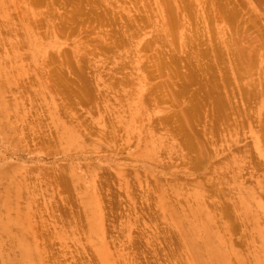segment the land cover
I'll use <instances>...</instances> for the list:
<instances>
[{
	"label": "rangeland",
	"instance_id": "1",
	"mask_svg": "<svg viewBox=\"0 0 264 264\" xmlns=\"http://www.w3.org/2000/svg\"><path fill=\"white\" fill-rule=\"evenodd\" d=\"M70 1L0 0V224L9 225L0 228V264H16L21 243L31 249L29 264H198L189 239L196 246L208 239L230 264H264V0H183L186 18L175 16L177 27L165 37L169 47L153 41L152 50L140 46L157 27L145 22L156 13V0ZM219 1L230 9L223 18L213 17ZM35 12L38 28L30 20ZM115 12L129 13L145 30L135 35L129 28L134 21L125 17L133 25L126 28L121 14L125 21L108 19L111 24L107 17ZM59 26L63 33L55 31ZM35 38L46 51L34 49ZM170 47L181 64L187 60L183 66H170ZM48 52L62 67L50 62ZM161 54L169 66L161 77H148V68L159 72ZM185 56L194 59L193 67ZM219 101L224 108L217 111ZM184 114L191 116L179 120ZM156 116H171V131L187 119L217 135L209 146L220 152L218 171L208 183L182 159L180 141L166 137L172 132L164 133ZM217 176L221 180L212 182L220 191L208 197L203 185L208 189ZM222 204L226 215L218 209Z\"/></svg>",
	"mask_w": 264,
	"mask_h": 264
},
{
	"label": "bare ground",
	"instance_id": "2",
	"mask_svg": "<svg viewBox=\"0 0 264 264\" xmlns=\"http://www.w3.org/2000/svg\"><path fill=\"white\" fill-rule=\"evenodd\" d=\"M33 1V3L34 2H36V1H38V3H41V2H43L44 0H42L41 2H39V0H31V2ZM54 1H56L57 2V0H54ZM59 1V0H58ZM65 1H67L66 3H68V0H63V2L60 0V2H59V4L62 2V4L65 2ZM70 1V0H69ZM173 1V0H172ZM221 1V0H220ZM220 1H219V3H220ZM223 1H225V0H223ZM232 1V0H231ZM241 1V0H240ZM258 1H260L261 2V0H258ZM71 2V1H70ZM86 2H88V0H86ZM92 2V1H91ZM90 2V3H91ZM94 2V1H93ZM117 2V1H116ZM137 2V1H136ZM183 2V0H178V4H176L175 2L173 3V2H171V0H156V3H155V7H153V10L156 12V13H153V12H151L150 14H152V16L153 17H151L150 19H149V14H148V18L147 19H149V20H145V22L147 21H154V24L157 26V27H155L154 26V24L152 25V26H154L155 27V30H153L154 31V34L152 35V39L150 38V39H145V41H143V43L141 44V46H140V48L141 49H146V48H148V49H146V50H149L150 48H151V50H152V45H153V41H155V42H162V43H164V45L166 46V36H169L170 35V32H172L173 30H174V28L175 27H177V24L175 23V19H176V15H178L179 16V14H183L182 16L180 15L179 17H183L184 15L186 16V12H187V7H185V6H187L186 4L185 5H181V3ZM228 2V1H227ZM260 2H258L259 4H260ZM126 3V2H125ZM204 3H205V1L202 3V5H204ZM223 3V2H222ZM262 3V2H261ZM54 4V2L52 3V5ZM88 4V3H87ZM92 4V3H91ZM91 4H90V6H91ZM221 4V3H220ZM219 4V5H220ZM235 4V3H234ZM243 4H245V3H243ZM138 5V4H137ZM180 5V6H179ZM206 5H207V3H206ZM240 5V4H239ZM246 5V4H245ZM262 5V4H261ZM179 6V7H178ZM235 6V5H234ZM145 7H149V6H145L144 5V7H143V5H142V7L141 8H143V10H145L144 8ZM202 7H204V6H202ZM209 7V6H208ZM126 8V7H125ZM124 8V9H125ZM227 8V9H226ZM235 8V7H234ZM234 8H232V9H234ZM237 8V7H236ZM76 9H77V11H76ZM76 9L74 10V11H76V13H79L80 11H81V8L79 7V6H77L76 7ZM149 9V8H148ZM204 9V8H203ZM231 9V10H232ZM142 10V9H141ZM227 10L229 11L230 9H228V7H224V6H222V4L219 6V11H218V13L215 15V16H213V17H220V18H223V17H225V13H227ZM236 10H238V9H236ZM111 11H113L112 10V8H111ZM128 11V10H127ZM149 11V10H148ZM211 11V10H210ZM146 12V11H145ZM231 13L233 12V10L232 11H230ZM229 12V13H230ZM239 12H241V11H239ZM106 13V12H105ZM117 13V14H116ZM123 13V12H122ZM147 13H149V12H147ZM211 13V12H210ZM223 13H224V16H223ZM34 14V13H33ZM110 14H111V18H110ZM115 14H116V16H115ZM119 14H121V13H119ZM118 14V12H115V13H109V15L108 14H106V15H104L103 14V16H102V18H103V20L107 17V15H108V17H107V21H109L108 19H113V18H115V19H117V20H115V21H119V19L120 18H122V19H120V20H123V17H124V15H122L123 17H121V15H119ZM129 14V13H128ZM126 15L125 17H130L129 15ZM143 14V13H142ZM145 14V13H144ZM212 14V13H211ZM36 15V16H35ZM35 17L36 18H34V19H31L32 17H34L33 15H31L30 17L28 16V19L30 18V20L31 21H33V22H35L36 21V23L37 24H35V26L38 28V23L39 22H37V20L40 18V17H38L37 18V15H38V13H36L35 12ZM56 15V14H55ZM54 15V16H55ZM119 16V18H118V16ZM227 15V14H226ZM234 15V13L231 15V16H233ZM60 16V15H59ZM70 15H67V17H65L66 19H67V21L69 20V19H71L70 17H69ZM133 16V15H132ZM244 16V15H243ZM57 17V16H56ZM56 17H54V18H56ZM69 17V18H68ZM117 17V18H116ZM124 17V18H125ZM127 17V18H128ZM141 18L143 17V15H141L140 16ZM230 17V16H229ZM252 17V16H251ZM65 18H63V19H65ZM133 18L134 17H130V19L131 20H133ZM154 18V19H153ZM184 18H186V17H183L182 18V21H183V19ZM247 18V17H246ZM35 19H37V20H35ZM62 19V22H63V26H64V24L66 23L65 22V20H63ZM126 19V18H125ZM125 19L123 20V22L125 21ZM129 19V20H130ZM152 19V20H151ZM214 19V18H213ZM228 19H230V18H228ZM45 20V19H44ZM48 20H49V18H48ZM47 19H46V21H48ZM102 20V19H101ZM106 20V19H105ZM136 18L133 20L134 22H133V25H132V23L130 24L129 22H132V21H128V19H126V21H125V23H123V24H125L124 26L126 27V28H128L130 25H132L133 27H135L136 26V28H133V27H129L130 29H131V31L133 30V31H135V35L137 34L136 33V31L137 32H139V31H143V30H145V29H143V28H145V26L143 27V25H145L144 23H143V25L141 26L140 24H139V22H137V21H139L138 19L136 20ZM185 20V19H184ZM227 20V19H226ZM30 21V22H31ZM40 21L42 22V20L40 19ZM52 21V20H51ZM70 21V20H69ZM74 21V20H73ZM106 21V22H107ZM113 22H114V20H112ZM176 21H178L177 23H179V20H176ZM181 21V22H182ZM232 21V20H231ZM236 21V20H235ZM45 22V21H44ZM49 22V21H48ZM72 22V21H71ZM89 22H91L92 23V20L91 21H89ZM110 23H111V21H109ZM122 22V21H121ZM138 23V24H135V23ZM146 22V24L147 25H149V24H151L152 22H149V24ZM32 23V22H31ZM81 22H76V24L77 25H79ZM84 22L82 21V24H83ZM116 23V22H115ZM118 23V22H117ZM128 23V24H127ZM186 22H184V23H182V24H185ZM32 24H34V23H32ZM70 24V23H69ZM103 24V22L102 23H100V24H98L99 26L100 25H102ZM108 24V23H107ZM112 24V23H111ZM29 25H30V23H29ZM41 25H42V23H41ZM81 25V24H80ZM79 25V26H80ZM89 25V24H88ZM91 25V24H90ZM127 25H129V26H127ZM63 26H59L58 28H56V30L55 31H57V32H60V33H63ZM65 26H66V24H65ZM87 26V25H86ZM85 26V27H86ZM118 26V25H117ZM149 26H151V25H149ZM175 26V27H174ZM236 26V25H235ZM240 26V25H239ZM256 26V25H255ZM31 27H34V25H32ZM31 27H29L30 29H31ZM39 27H40V23H39ZM89 27H93L94 28V26H89ZM98 27V26H97ZM119 27H121V26H119ZM147 27V26H146ZM253 27V26H252ZM92 28V29H93ZM133 28V29H132ZM251 28V27H250ZM75 29H76V26H75ZM95 29V28H94ZM94 29H93V31H94ZM130 29H127V30H130ZM135 29V30H134ZM88 30V28L86 29V31H85V29H84V31L85 32H88L87 31ZM125 30V35H124V33L122 34V35H124V36H126V34H127V32L128 31H126V29H124ZM235 30V29H234ZM66 31V30H65ZM89 31H92L91 30V28H90V30ZM92 31V32H93ZM121 31H123V30H121ZM121 31L119 30V32L121 33ZM131 31H129V32H131ZM141 31V32H142ZM116 32H118V31H116ZM232 32V31H231ZM239 32V31H238ZM241 32H242V30H241ZM107 33V32H106ZM109 33V32H108ZM133 33V32H132ZM140 33V32H139ZM228 33V32H227ZM243 33V32H242ZM133 34V35H134ZM232 34V33H231ZM234 34V33H233ZM241 34V33H240ZM113 35V34H112ZM121 35V34H120ZM127 35H130V37H131V34H127ZM134 35V36H135ZM107 35H105V36H103V37H106ZM108 36H111V34L110 35H108ZM134 36H132V37H134ZM137 36H140V34L139 35H137ZM137 36H135V37H137ZM228 36V35H227ZM69 37H70V35H69ZM102 37V38H103ZM113 37V36H112ZM244 37H245V35H244ZM107 38V37H106ZM122 38H123V36H122ZM125 38V37H124ZM236 38V37H235ZM239 38H240V36H239ZM246 38V37H245ZM36 39V41L35 40H32L34 43H36L35 44V47H34V49L36 50V49H39V51L40 52H44V51H46L45 50V47L43 46H41V44L39 45V43H37V38H35ZM105 39V38H104ZM126 39V38H125ZM128 39V38H127ZM131 39H133V38H131ZM232 39V38H231ZM103 40V39H102ZM102 40H100L101 41V43H102ZM117 40V42H118V38L116 39ZM168 40V39H167ZM234 40V39H233ZM121 41V40H120ZM119 41V42H120ZM130 41V40H129ZM230 41V40H229ZM228 41V42H229ZM236 41V40H235ZM234 41V42H235ZM90 42V41H89ZM104 42V41H103ZM106 42H107V40H106ZM116 42V43H117ZM232 42V41H231ZM231 42H230V44H231ZM233 42V43H234ZM238 42V41H237ZM108 43V42H107ZM192 43V42H191ZM222 43V42H221ZM82 44V43H81ZM104 44H105V42H104ZM120 44V43H119ZM127 44H128V42H127ZM229 44V45H230ZM235 44V43H234ZM197 45V44H196ZM239 45V44H238ZM53 46H55V44H49V47H53ZM93 46V45H92ZM103 46V45H102ZM190 45H188V47H189ZM240 46V45H239ZM106 47H107V45H106ZM110 47V46H109ZM108 47V48H109ZM114 47V46H113ZM121 47V46H120ZM166 47H169V46H166ZM191 47V46H190ZM211 47V46H210ZM236 47V46H235ZM103 48H105V46H103ZM107 48V49H108ZM140 48H139V50H140ZM170 48H172V47H170ZM208 48V47H207ZM63 49V48H62ZM61 49V50H62ZM110 49V48H109ZM175 49V48H174ZM189 49V48H188ZM194 49V48H193ZM193 49H191V50H193ZM229 49V48H228ZM235 49V48H234ZM241 49V48H240ZM243 49V48H242ZM57 50V49H56ZM55 50V51H56ZM64 50H67V48H64ZM112 50L113 49H111V51L110 52H112ZM170 51L169 52H171L172 54L173 53H175V50H173V48L172 49H169ZM172 50V51H171ZM214 50V49H213ZM233 50V49H232ZM231 50V51H232ZM238 50H239V48H238ZM238 50H234V51H238ZM57 51H59V50H57ZM57 51H56V54H57ZM115 51H117V48H116V50ZM143 51V50H142ZM141 51V52H142ZM178 51V50H177ZM180 51V50H179ZM188 51H190V50H188ZM187 51V52H188ZM215 51V50H214ZM229 51V50H228ZM230 51V52H231ZM239 51H241V50H239ZM69 51H66L63 55V57L65 58L64 60H63V63H64V61H65V63L63 64V65H65L66 66V64H68L69 63V65H70V61L68 62V60H69V53H68ZM139 52L140 51H138V54H139ZM203 52H205V51H203ZM137 53V51L135 52V54ZM178 52H176V54H177ZM179 53H181V51L179 52ZM194 53H195V51H194ZM193 53V54H194ZM196 53H198L197 51H196ZM201 53V52H200ZM207 53H210V52H207ZM219 53V52H218ZM221 53H222V51H221ZM231 53H234V52H231ZM239 53V52H238ZM135 54H133V55H135ZM138 54H136V56L137 57H139V58H141L142 56H143V53H140V55L138 56ZM176 54H173V55H171V60H170V66L171 65H174V66H177L178 65V67H179V65H180V67H181V65L183 66V64H185L186 63V58L188 59V56H185L184 58V61H185V63H183L182 62V64L179 62L180 61V57H178ZM203 54H205V53H203ZM234 54H236V52L234 53ZM241 54H242V52H241ZM240 54V55H241ZM58 55V56H57ZM57 55H55L53 52H48V59L50 60V62H60V63H58V64H61V62H62V60H59L57 57H59V53L57 54ZM142 55V56H141ZM161 55H164V58H161L160 60H161V64L160 63H156L157 61V59L154 61L155 63H156V65L158 64V65H160L159 67L160 68H157V69H159L158 71L159 72H151L152 70H153V68H152V70L151 69H149L148 67H147V64L146 63H144V66L143 67H141V65H140V68H142V69H147V72H146V70H145V73L147 74V76L148 75H150V76H148V77H151V75H152V77L153 78H156L157 79V77H159L160 76V74L163 72L162 71V69L163 68H166L167 66H169V59H167V60H163V59H165V54H161ZM176 55V56H175ZM182 55V54H181ZM201 56H203L202 54H200ZM200 55H199V57H200ZM220 55V54H219ZM222 55V54H221ZM237 55V54H236ZM57 56V57H56ZM71 56V55H70ZM135 56V57H136ZM141 56V57H140ZM144 56H145V53H144ZM196 56V55H195ZM194 56V57H195ZM205 56V55H204ZM213 56V55H212ZM218 56V55H217ZM238 56V55H237ZM63 57H60L61 59L63 58ZM124 57V56H123ZM161 57V56H160ZM159 57V58H160ZM215 57V56H214ZM239 57V56H238ZM242 57V56H241ZM240 57V58H241ZM72 58V57H71ZM76 58V57H75ZM75 58H73V60L75 61V63L78 61L79 63H80V61L77 59V61L75 60ZM122 58V57H121ZM131 58H132V56H131ZM167 58H169L168 57V55H167ZM211 58V57H210ZM213 58V57H212ZM220 58V57H219ZM234 58V57H233ZM80 59V58H79ZM133 59V58H132ZM189 59H191V58H189ZM188 59V60H189ZM216 59L217 60H219L218 59V57H216ZM238 59V58H237ZM242 59V58H241ZM138 60V63H139V59L137 58L136 59V61ZM163 60V61H162ZM202 60V59H201ZM239 60V59H238ZM132 61V60H131ZM133 61H135L134 59H133ZM133 61L131 62V63H133ZM192 61H194V59L192 60ZM192 61H190L189 60V62H192ZM197 62V65H198V59L196 60ZM200 61V60H199ZM68 62V63H67ZM141 62V61H140ZM158 62H159V60H158ZM188 62V63H189ZM208 62V61H207ZM219 62V61H218ZM72 63V62H71ZM155 63L153 64V66L152 67H154L155 66ZM179 63V64H178ZM195 63V61L194 62H192L191 63V66L193 65ZM201 61L199 62V66L201 65ZM77 64V63H76ZM203 64H205V62H203ZM207 64V63H206ZM212 64V63H211ZM51 65V64H50ZM80 66H82V63L81 64H79ZM78 64L76 65V66H78V67H80ZM85 65V64H84ZM87 65H89V63L87 64ZM86 65V66H87ZM158 65L156 66V67H158ZM188 65V64H187ZM208 65H210L209 63H208ZM89 66H91V65H89ZM151 66V65H150ZM149 66V67H150ZM189 66H190V63H189ZM211 66V65H210ZM61 67H62V64H61ZM145 67V68H144ZM162 67V68H161ZM193 67V66H192ZM219 67V66H218ZM59 68V67H58ZM82 68V67H81ZM80 68V69H81ZM151 68V67H150ZM215 68H216V66H215ZM64 69V68H63ZM76 69V68H75ZM156 68H154V71H156L155 70ZM161 69V70H160ZM196 69H198L197 67H196ZM79 70V69H78ZM150 70V71H149ZM200 70V69H199ZM199 70H197V71H199ZM210 70H211V68H210ZM222 70V69H221ZM61 71V70H60ZM162 71V72H161ZM193 71H195V70H193ZM192 71V72H193ZM197 71H195V72H197ZM67 72V71H66ZM74 72V71H73ZM159 73L158 75L156 74V75H154V74H151V73ZM161 72V73H160ZM209 72H212L213 73V70L212 71H209ZM214 72H216V71H214ZM63 73V72H62ZM80 73V72H79ZM82 73V72H81ZM86 73V72H85ZM144 73V72H143ZM150 73V74H149ZM188 73V72H187ZM191 73V72H190ZM83 74V73H82ZM165 74V73H164ZM199 74H201V73H199ZM203 74V73H202ZM154 75V76H153ZM194 75V74H193ZM196 75V74H195ZM208 75H210L211 76V74L209 73ZM215 75V74H214ZM217 75V74H216ZM67 76V75H66ZM157 76V77H156ZM206 76V75H205ZM161 77V76H160ZM195 77V76H194ZM200 77V76H199ZM207 77V76H206ZM205 77V78H206ZM213 77V76H212ZM219 77V76H218ZM70 78V77H69ZM72 78V77H71ZM143 78H145L144 76H143ZM182 78V77H181ZM80 79H81V76H80ZM84 79V78H83ZM87 79V78H86ZM128 79V78H127ZM137 79H139V78H137ZM142 79V78H141ZM180 79V78H179ZM184 79L185 78H182V79H180L181 80V82L180 83H182L183 81H184ZM201 79V78H200ZM217 79H219V78H217ZM123 80V79H122ZM186 80H192V78H187ZM214 80V79H213ZM216 80V79H215ZM214 80V81H215ZM53 81V80H52ZM142 81H144V80H142ZM217 81V80H216ZM225 81V80H224ZM223 81V82H224ZM195 83V82H194ZM194 83H192V84H194ZM205 83V82H204ZM78 84V83H77ZM187 84V83H186ZM213 84H214V82H213ZM216 84V83H215ZM229 84V83H228ZM227 84V85H228ZM53 85V84H52ZM226 85V84H225ZM156 86H157V84H156ZM155 85H154V87H156ZM229 86V85H228ZM79 87V86H78ZM83 87V86H82ZM84 87H86V86H84ZM183 87V86H182ZM212 87H214V85L212 86ZM218 87L219 86H217V89H218ZM222 87V86H221ZM152 88V87H151ZM215 88V87H214ZM83 89V88H82ZM154 90L156 89H158V86H157V88H153ZM151 90V91H153L152 93L154 94V90ZM216 89V88H215ZM220 89V88H219ZM148 90H150V89H147V92H148ZM185 90V89H184ZM229 90H231L230 88H229ZM241 90V89H240ZM55 91V90H54ZM78 91V90H77ZM151 91H149L150 92V94H149V92L147 93H145V94H147V95H151ZM182 91V90H181ZM207 91V90H206ZM221 91H222V89H221ZM186 92V91H185ZM247 92V91H246ZM78 93V92H77ZM180 93V92H179ZM188 93V92H187ZM207 93V92H206ZM242 93V92H241ZM245 93V92H244ZM84 94V93H83ZM86 94V93H85ZM185 94V93H184ZM208 94L209 93H207V96H208ZM224 94V96H225V93H223ZM251 94V93H250ZM80 96H81V94H79ZM146 95V96H147ZM183 95V94H182ZM209 95H211V94H209ZM230 95V94H229ZM252 95H253V93H252ZM145 95H144V97L145 98H148V96L146 97ZM151 96H153V95H151ZM205 96V95H204ZM206 96V97H207ZM231 96V95H230ZM243 96H245V98H246V95H242V98H243ZM254 96H256V95H254ZM157 97V96H156ZM155 97V98H156ZM159 97V96H158ZM209 97H211V96H209ZM208 97V98H209ZM250 97V99L251 98H253L251 95L249 96ZM153 98H154V96H153ZM233 98V97H232ZM211 99V98H210ZM249 99V100H250ZM254 99V98H253ZM84 100V99H83ZM219 100V99H218ZM232 100V99H231ZM244 100V99H243ZM70 101V100H69ZM220 101H221V99H220ZM220 101H219V103H220ZM233 101V100H232ZM238 101H239V99H238ZM248 101V100H247ZM71 102V101H70ZM77 102V101H76ZM218 102V101H217ZM245 102H246V99H245ZM245 102H244V104H245ZM250 102V101H249ZM249 102H247V103H249ZM75 103V102H74ZM201 103V102H200ZM199 103V104H200ZM212 103H213V100H212ZM221 103H222V101H221ZM220 103V105H218V106H215V108L214 109H216L217 111H220L222 108H224L223 107V104H221ZM218 104V103H217ZM225 104V103H224ZM229 104H230V102H229ZM198 105V104H197ZM229 106V105H228ZM227 106V107H228ZM247 107H249V105L247 106ZM247 107H246V109H247ZM230 108V107H229ZM190 109V108H189ZM227 109V108H226ZM245 109V110H246ZM187 110V109H186ZM191 110V109H190ZM189 111V110H188ZM236 111V110H235ZM248 111H249V109H248ZM240 112H243V109L241 110L240 109ZM264 113V112H263ZM262 113V114H263ZM192 114V113H191ZM217 114H219V113H217ZM174 115V114H173ZM172 115V116H173ZM247 115V114H246ZM245 115V116H246ZM188 116H191V115H188V114H186V116H185V114H184V116H181L180 115V118H179V120H181V119H185L186 117H188ZM248 117V116H247ZM77 118H78V116H77ZM156 119L158 118L157 116L155 117ZM154 118V119H155ZM169 117H167V116H164V117H161V118H159V119H157L158 120V122H159V124H162L160 127L161 128H163V129H165L164 130V133L166 132V131H168L169 132V130H170V128H171V126H170V128L168 127V125L173 121H175L173 118H171V116H170V120H172L171 122L169 121V119H168ZM215 118V117H214ZM222 118V117H221ZM79 119V118H78ZM153 119V118H152ZM220 119V118H219ZM216 120V119H215ZM214 120V121H215ZM252 120V119H251ZM262 120H263V122H262ZM262 120H261V122H260V125H259V127H260V131H261V133H260V136L262 137L261 138V140L263 141V144H264V117L262 118ZM78 122V121H77ZM79 122H81V121H79ZM78 122V124L81 126V127H83V125H81V123H79ZM193 122V121H192ZM245 122V121H244ZM253 122V121H252ZM155 123H157V122H155ZM155 123H153L154 125H156L157 127L156 128H158V125L157 124H155ZM216 123V122H215ZM77 124V125H78ZM84 124V123H83ZM175 124V123H174ZM179 124V126L177 125L176 127H174L173 128V126H172V131L170 130V135L168 134L166 137H171V138H173V137H175V141L177 142L178 140L180 141V143L179 142H177L178 143V145H182V151L183 152H181V154H179L181 157H182V159L183 160H187L186 162H188V163H190L191 165H190V167L192 168V169H194V171H198L199 170V173L200 174H205V175H207V179L205 180V183H208V182H206V181H208V179L210 178L209 176H212L213 175V173L215 172V173H217L216 171H218L217 169L215 170V163H214V158L216 157V155H219V153L220 152H218V151H212L211 150V148H210V144L211 143H213L214 142V139H216V141L217 140H219V139H217L218 137H217V135H214L215 137H213L212 135H209L210 133L207 131V130H209V129H203L202 128V125H201V128L202 129H198L197 127L195 128L194 126H193V123H191V122H189L187 119L186 120H184V121H181V122H179L178 123ZM185 124V125H184ZM78 125V126H79ZM239 125H240V123H239ZM150 126H153V125H149V129H152ZM234 126V125H233ZM84 127H85V130L87 129V126H85V124H84ZM154 127V126H153ZM204 127H206V126H204ZM211 127V126H210ZM212 128V127H211ZM215 128H216V126H215ZM215 128H213L212 130L214 131L215 130ZM154 129V128H153ZM162 129V130H163ZM151 131V130H150ZM211 132V131H210ZM209 133V134H208ZM175 135H177V137L175 136ZM232 135H233V133H232ZM209 136V137H208ZM210 136L213 138H210ZM165 137V138H166ZM217 137V138H216ZM171 138H167V139H171ZM172 139V140H173ZM166 141V140H165ZM235 142V141H234ZM234 142H231V145H232V143H234ZM234 145V144H233ZM231 147H233V146H231ZM234 148V147H233ZM227 149V148H226ZM237 150H239L238 148H236ZM224 150V149H223ZM250 158V157H249ZM217 163V162H216ZM254 168V167H253ZM220 175V174H219ZM221 176V175H220ZM220 176H217V178L216 179H211V181H210V183L208 184L210 187H208V189L205 187V185H203L204 186V190H206L207 192H209L210 194H208V197H211V195L212 194H214V193H217L218 191H220V189L218 190V186H216L215 185V181L214 180H216V182H217V180H221V179H219V177ZM213 178V177H212ZM215 178V177H214ZM222 178V177H221ZM203 181V180H202ZM212 181H214V182H212ZM198 183V182H197ZM204 183V184H205ZM219 183V182H218ZM218 183H216V184H218ZM220 183H221V181H220ZM216 186V187H215ZM212 187H214V188H212ZM218 195V194H217ZM216 196V195H215ZM216 197H218V196H216ZM220 199V198H219ZM263 199V198H262ZM225 200V199H224ZM206 201H208V200H206ZM209 202V201H208ZM226 202V201H225ZM210 203V202H209ZM224 203V202H223ZM230 204V203H229ZM227 205V204H226ZM211 206H213L214 208H212V207H210V205L208 206V207H210V209H214V210H217V207L213 204V205H211ZM223 206H224V204H222L221 206H220V208H218V209H220L225 215H226V211L227 210H225L224 208H223ZM230 206V205H229ZM225 208H226V206H224ZM223 208V209H222ZM230 208V207H229ZM201 211H202V213L206 216L207 214H208V212H209V210H208V212H206V211H203V209H201ZM230 211V210H229ZM227 214H228V212H227ZM215 216V215H214ZM216 216H217V214H216ZM230 216V215H229ZM226 217V216H225ZM228 217V216H227ZM213 218V217H212ZM220 223V222H219ZM218 224V223H217ZM230 224H232V223H230ZM229 224V225H230ZM7 226H9L8 224H0V228L1 229H3V230H6L7 229ZM219 226V225H218ZM233 226V225H232ZM232 228V227H231ZM233 229H235V228H233ZM197 234V233H196ZM209 236V235H208ZM180 237V236H179ZM206 238H208V237H206ZM181 239V238H180ZM200 239V238H199ZM187 243H188V245H189V247H191V249H192V251H193V257H194V259L196 260V262L198 263V264H205L206 262H204V260H203V258H202V256H203V254L204 253H206V259H208V264H230L229 263V256H228V254L224 251V250H222V249H220L219 247H217V246H214L211 242H208V239H206V240H204L203 242H202V244L200 245V246H196V244H195V242H194V240L193 239H189L188 241H187ZM232 244V243H231ZM181 245V244H180ZM21 248H22V257H21V259H19L17 262H16V264H29V262L32 260L31 259V249L25 244V243H21ZM202 248V249H201ZM185 249V248H184ZM201 251H203V253L201 252ZM183 252V251H182ZM186 252V251H185ZM183 254V253H182ZM181 254V255H182ZM184 255V254H183ZM188 255V254H187ZM190 259V258H189ZM185 261V260H184ZM240 264H243V263H240Z\"/></svg>",
	"mask_w": 264,
	"mask_h": 264
}]
</instances>
